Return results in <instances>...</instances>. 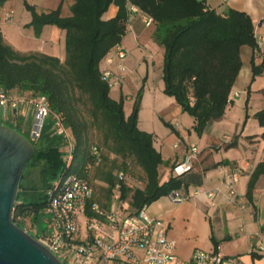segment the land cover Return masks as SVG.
Segmentation results:
<instances>
[{
    "label": "trees",
    "instance_id": "16d2710c",
    "mask_svg": "<svg viewBox=\"0 0 264 264\" xmlns=\"http://www.w3.org/2000/svg\"><path fill=\"white\" fill-rule=\"evenodd\" d=\"M111 4L117 6V13L105 20L103 15ZM131 6L152 18L153 39L163 48V92L174 98L181 112L194 119L193 129L198 135L225 112L242 65L241 48L256 45L248 14L233 9L220 14L204 0H72L67 16L61 14V6L37 12L26 4L32 16L27 26L33 28L36 37L45 25L65 32V56L61 60L44 53H20L5 43L0 32V88L33 97L45 96L51 110L63 114L73 146L72 162L66 166L61 150L64 143L53 134L49 121L40 137L31 142L34 153L20 180L12 221L24 229V220L28 218L37 231L29 234L36 239L46 229L41 223L46 192L63 173L75 172L91 184L90 174L95 168L94 177L105 182V200L100 201L93 189L95 199L106 204L112 195L118 194L133 211L184 188L183 176L172 175L176 164L165 161L154 146L153 135L138 126L143 87L138 89L130 113L125 115L123 95L113 99L110 85L101 79L103 59L121 42ZM263 69L264 61L253 65L252 79ZM256 115L264 125V110ZM0 124L29 140V131L25 133L19 125ZM91 131L100 134L101 144L115 156L108 168L99 167L107 157L101 146L90 144ZM94 149L99 153L98 163ZM131 161L144 174L142 188L132 187L126 181L125 171ZM114 168L119 170L114 173ZM166 171L169 176L164 179ZM119 172L124 179L118 178ZM262 174L264 160L250 176L248 199ZM117 182L120 188L115 191Z\"/></svg>",
    "mask_w": 264,
    "mask_h": 264
},
{
    "label": "crops",
    "instance_id": "0c3cea01",
    "mask_svg": "<svg viewBox=\"0 0 264 264\" xmlns=\"http://www.w3.org/2000/svg\"><path fill=\"white\" fill-rule=\"evenodd\" d=\"M204 2L220 14L230 9L245 12L253 22L254 33L264 36V23L260 22L264 0ZM26 4L37 12L61 6V14L67 16L72 0H0V32L5 43L20 53H44L62 60L65 32L45 25L36 37L33 28L27 26L32 16ZM6 11L12 12L9 20L3 16ZM116 13L117 6L111 4L103 18L110 19ZM130 13L120 42L128 51L123 60L126 71L121 84L110 87L111 97L118 99L122 94L125 102L133 103L138 89L143 87L138 126L153 135L154 146L165 161L178 164L191 145L198 148L193 169L183 175L184 188L179 191L188 198L173 203L168 195L162 196L147 205V214L166 222L167 237L175 242L174 251L184 260L191 258L195 248L212 250L219 245L238 264H264L263 174L254 185L251 199L246 196L250 176L264 160V125L256 115L264 110V69L252 79V66L264 61V48L260 54L255 53V47L241 48L242 65L225 112L198 135L193 129L194 119L181 112L174 98L163 92V48L153 39L154 25H144L142 12ZM113 68L119 73L116 65ZM130 110L131 105L125 115ZM173 133L175 138L170 140ZM232 170L238 172V195L230 200L223 183ZM168 176L166 171L164 179Z\"/></svg>",
    "mask_w": 264,
    "mask_h": 264
},
{
    "label": "built area",
    "instance_id": "2783aa9c",
    "mask_svg": "<svg viewBox=\"0 0 264 264\" xmlns=\"http://www.w3.org/2000/svg\"><path fill=\"white\" fill-rule=\"evenodd\" d=\"M130 11L139 10L131 6ZM11 15L12 12L6 11L3 16L9 20ZM142 20L146 26L153 22L144 13ZM260 22L264 23V15ZM254 35V51L260 54L264 48V36ZM127 55L128 51L119 43L103 59L101 79L108 82L110 87L121 84L124 78L122 73L126 71L123 60ZM114 65L119 73L114 71ZM47 121L53 134L62 138V157L66 166H69L73 146L64 125L63 114L53 112L45 96L33 97L18 90L0 88V122L19 125L23 130L30 122L29 140L33 142L40 137ZM93 154L98 163V151L94 149ZM197 154V146L191 145L184 160L173 168L172 175L181 177L191 171ZM118 178L124 179L122 172L118 173ZM237 181L236 170L226 174L223 187L230 200L238 195L235 188ZM119 188L117 182L114 190ZM46 195V229L37 240L62 264H238L237 259L227 257L219 245L212 250L195 248L190 259L180 258L174 251L175 242L167 237L166 222L162 218L149 216L147 205L133 211L118 194L112 195L110 201L103 204L95 199L89 181L75 172L59 175ZM168 196L173 203L188 198L179 191H172Z\"/></svg>",
    "mask_w": 264,
    "mask_h": 264
},
{
    "label": "water",
    "instance_id": "95a60500",
    "mask_svg": "<svg viewBox=\"0 0 264 264\" xmlns=\"http://www.w3.org/2000/svg\"><path fill=\"white\" fill-rule=\"evenodd\" d=\"M33 153L30 140L0 124V264H62L12 221L20 180Z\"/></svg>",
    "mask_w": 264,
    "mask_h": 264
},
{
    "label": "rangeland",
    "instance_id": "374dc122",
    "mask_svg": "<svg viewBox=\"0 0 264 264\" xmlns=\"http://www.w3.org/2000/svg\"><path fill=\"white\" fill-rule=\"evenodd\" d=\"M130 105L132 107V102L126 101L124 103V111L125 113H128V110L130 108ZM29 126H30V122L27 124L24 132L28 134L29 131ZM174 133L173 136H169L168 138L173 139L174 137ZM89 142L90 144H96L102 147V151L103 154L107 157V161L101 163L99 165V167H104V168H108L110 167V163L113 159H115V156L113 154H110L107 152L106 148L101 144V139H100V134H97L95 131H91L90 132V136H89ZM118 163H119V158H116ZM117 170H119L118 168H114L113 172L115 173ZM95 168H93V170L91 171L90 174V181L92 184V187L95 191V194L97 196V198H99L100 201H104V181L100 180L99 177H94V173H95ZM126 174V181L127 183L132 186V187H140L142 188L144 185V174L142 172V170L135 165L132 161L129 163V167L128 170L125 171ZM165 177V176H164ZM46 217H44L41 221L42 226H46ZM24 230L27 231L28 233L34 232L35 231V227H33V225H31V222L29 221L28 218H26L24 220Z\"/></svg>",
    "mask_w": 264,
    "mask_h": 264
},
{
    "label": "flooded vegetation",
    "instance_id": "af4514ba",
    "mask_svg": "<svg viewBox=\"0 0 264 264\" xmlns=\"http://www.w3.org/2000/svg\"><path fill=\"white\" fill-rule=\"evenodd\" d=\"M36 232H37V231H36V229H35V231H34V232H32V233H33V234H36Z\"/></svg>",
    "mask_w": 264,
    "mask_h": 264
}]
</instances>
